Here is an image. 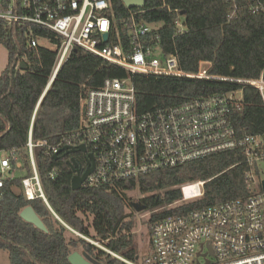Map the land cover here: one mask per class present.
I'll list each match as a JSON object with an SVG mask.
<instances>
[{
	"label": "trees",
	"instance_id": "1",
	"mask_svg": "<svg viewBox=\"0 0 264 264\" xmlns=\"http://www.w3.org/2000/svg\"><path fill=\"white\" fill-rule=\"evenodd\" d=\"M113 3L126 51L131 40V13L137 11L138 19L162 23L160 30L151 31L149 36L160 33L164 52L177 51L181 68L187 72H198L201 62L207 61L213 75L258 78L264 74V8L230 20L231 8L226 0H147L145 7L132 9L123 0ZM180 16L188 27L183 34L175 30ZM0 44L8 51V63L0 74V151L15 150L20 162L18 166L11 159L14 176L0 188V249L8 251L10 264H72L68 257L72 248L79 245L87 258L97 264L137 261L133 223L126 210L128 190L139 188L144 195L141 204L147 211H154L182 199L181 185L205 181L204 195L197 201L152 213L149 230L159 218L246 194V164L240 150L162 168L115 186L74 189L75 173L68 160L74 156L83 172L85 154H66L62 150L56 158L48 154V146L34 145V161L47 201L40 196L26 199L21 182L34 174L28 147L30 135L35 144L46 140L57 145L65 134L80 125L81 99L86 89L100 86L108 77L123 78L128 73L123 67L77 47L44 94L56 53L42 46L29 48L22 30L2 22ZM22 61L27 66L24 70L20 67ZM133 81L140 112L243 88L245 102L237 114L238 126L250 133L264 132V100L252 85L225 79L141 74H134ZM29 205L41 217L47 231L21 216ZM89 215L93 216L90 224L86 222ZM70 228L85 237L77 234L67 238ZM86 237L94 238L103 247Z\"/></svg>",
	"mask_w": 264,
	"mask_h": 264
},
{
	"label": "built area",
	"instance_id": "2",
	"mask_svg": "<svg viewBox=\"0 0 264 264\" xmlns=\"http://www.w3.org/2000/svg\"><path fill=\"white\" fill-rule=\"evenodd\" d=\"M226 2L231 8L230 20L264 8V0ZM137 13H131V40L126 51L113 0H0V22L22 30L29 48L42 46L56 53L44 94L77 47L123 67L128 73L123 78L108 77L100 86L86 89L81 99L80 125L65 134L57 145L46 140L35 144L30 135L28 147L34 174L22 179L21 191L28 200L40 196L47 201L34 161V145H46L48 154L57 156L65 147L85 144L87 151L82 153L86 159L88 153H93L95 159V169L83 183L88 187L115 186L162 168L240 150L246 164L245 195L155 220L150 229L149 253L137 261H126L264 264V132L250 133L238 126L236 119L244 107V89L193 97L140 112L133 81L134 74L225 79L254 86L264 100V74L258 78L213 75L207 61L201 62L198 72H187L181 68L177 51L164 52L160 33L149 36L162 25L138 19ZM175 30L177 34L188 30L183 16L175 21ZM0 152L6 155L0 159L1 188L14 176L11 159L18 166L20 162L15 150ZM55 174L53 171L52 177ZM204 185L205 181L185 183L181 185L182 199L150 212L197 201L204 195ZM186 187H191L188 192Z\"/></svg>",
	"mask_w": 264,
	"mask_h": 264
},
{
	"label": "rangeland",
	"instance_id": "3",
	"mask_svg": "<svg viewBox=\"0 0 264 264\" xmlns=\"http://www.w3.org/2000/svg\"><path fill=\"white\" fill-rule=\"evenodd\" d=\"M157 25H162V23H159ZM42 43L44 45L50 47V48L53 47L50 42L43 41ZM7 63H8V51L2 44H0V74L4 70V68L6 67ZM207 66H208V64H207ZM5 156L6 155L4 154V152H0V159L5 157ZM143 196L144 195L140 191L139 188H135L133 190L126 191V202H127V209L126 210H127V213L130 214L129 219L133 223L132 233L134 236V245H135L136 251H137L138 256H139L138 259H142L150 251V230L148 227V221L152 215V212L147 211L146 207H145V209H143L141 211H137L133 205V203H141V199L143 198ZM92 221H93V216L89 215L87 217L86 222L90 224V223H92ZM66 234H67V238H70L71 236L77 235L75 232H73L70 229H69V231H67ZM91 240L97 246L103 247L102 244H100L94 238H91ZM73 251H79L82 253V252H84V249H83L82 245H79L75 248L73 247L72 252ZM0 264H10L9 253L7 250L0 249ZM94 264H97V263H94Z\"/></svg>",
	"mask_w": 264,
	"mask_h": 264
},
{
	"label": "water",
	"instance_id": "4",
	"mask_svg": "<svg viewBox=\"0 0 264 264\" xmlns=\"http://www.w3.org/2000/svg\"><path fill=\"white\" fill-rule=\"evenodd\" d=\"M125 6L127 8H143L145 7L147 0H123ZM107 37V34L104 35ZM20 67L24 70L27 68L26 64L24 61L20 63ZM84 111V109H83ZM66 154L70 153H75V152H86L87 147L85 144H81L78 147H65ZM57 158V156H55ZM70 164L72 170L74 171V176L72 179V186L74 189H80L83 186V183L85 182L87 176L91 174L94 169H95V159H94V154L93 153H88L87 154V167L86 169L82 172L81 171V166L79 165L77 159L73 156L70 158L68 161ZM1 199V198H0ZM134 207L136 208L137 211H141L145 209V206L141 203H133ZM21 216L26 219L27 221H30L34 223L37 227L40 229L47 231V226L41 219V217L36 213L34 208L32 206H27L21 211ZM69 227V226H68ZM213 250H211L212 252ZM213 253V252H212ZM69 260L72 264H94V262L90 261L86 254L84 252H79V251H73L69 255ZM139 258V256L137 257Z\"/></svg>",
	"mask_w": 264,
	"mask_h": 264
},
{
	"label": "bare ground",
	"instance_id": "5",
	"mask_svg": "<svg viewBox=\"0 0 264 264\" xmlns=\"http://www.w3.org/2000/svg\"><path fill=\"white\" fill-rule=\"evenodd\" d=\"M197 187V186H196ZM191 187H186V191L188 192Z\"/></svg>",
	"mask_w": 264,
	"mask_h": 264
},
{
	"label": "flooded vegetation",
	"instance_id": "6",
	"mask_svg": "<svg viewBox=\"0 0 264 264\" xmlns=\"http://www.w3.org/2000/svg\"><path fill=\"white\" fill-rule=\"evenodd\" d=\"M84 159L87 160V159H86V154L84 155Z\"/></svg>",
	"mask_w": 264,
	"mask_h": 264
}]
</instances>
